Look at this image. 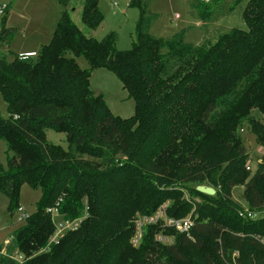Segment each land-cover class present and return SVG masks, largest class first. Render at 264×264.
Wrapping results in <instances>:
<instances>
[{
  "label": "trees",
  "instance_id": "trees-1",
  "mask_svg": "<svg viewBox=\"0 0 264 264\" xmlns=\"http://www.w3.org/2000/svg\"><path fill=\"white\" fill-rule=\"evenodd\" d=\"M141 1L130 0L140 17L127 50L116 49L113 32L100 40L86 36L64 10L35 57L0 51L8 115L0 116V140L10 152L5 166L0 163V192L12 211L23 184L40 190L35 212L14 230L0 264H19L14 254L21 264H196L187 250L204 248V264H264V156L250 175L237 132L245 122L257 126L254 110L264 119V0H236L245 1L246 29L232 28L197 46L182 34L155 38L146 32ZM212 15L204 0L186 7L191 22ZM80 19L88 29L100 26L98 0H84ZM11 33L1 31L0 46ZM80 56L87 68L79 67ZM94 68L118 78L133 100L132 115H113L102 94H92ZM49 129L65 135L66 149L47 141ZM261 133L254 130L264 148V120ZM239 183L244 215L229 198ZM198 185L215 193L202 194ZM184 191L194 195L186 199ZM167 201L173 202L167 217L194 211L189 231L148 224L136 251L130 243L135 212L150 216ZM48 208L57 210V220H80L51 244L55 224ZM160 233L172 242L157 241Z\"/></svg>",
  "mask_w": 264,
  "mask_h": 264
},
{
  "label": "rangeland",
  "instance_id": "rangeland-1",
  "mask_svg": "<svg viewBox=\"0 0 264 264\" xmlns=\"http://www.w3.org/2000/svg\"><path fill=\"white\" fill-rule=\"evenodd\" d=\"M204 1L211 3L213 15L207 18L206 21L201 18H195L196 21L191 22L192 20L188 21L186 16V7L190 0H142L141 3L146 7L145 31L155 38H169L176 34H182L186 43L191 46H197L214 42L218 35L226 33L232 28L246 29L242 17L245 1L239 3H236V0ZM83 2L84 0H0V5L4 4L6 6L5 13L0 15V33L5 28L12 30V35L7 39L8 42L5 43L6 41L4 40L5 42L1 44L0 51L6 54L8 51L15 53V55L26 53L30 50L37 53L41 44H45L50 40L57 21L64 10L70 14L72 20L86 36L100 40L108 33L113 32L115 35L114 44L118 50H127L134 44L135 28L140 17V10L137 5L130 4V0H98V9L103 15V21L96 29H88L80 19ZM192 16L194 18V14ZM68 54L71 55V53ZM76 61L79 67H88V63L83 56L78 57ZM171 70L172 68L170 67L169 71ZM89 85L93 95L102 94L105 104L113 115L123 118L132 115L133 100L129 97L127 91L122 88L121 82L112 72L105 68L92 69L89 76ZM0 116L4 118L8 116L6 103L1 95ZM251 116L256 121L257 126L254 123L245 122L237 129L247 153L246 166L250 175L255 170L256 164L264 156V148L261 147L254 134L256 129L261 133V125L264 119L255 110L251 112ZM45 135L48 142L59 144L66 149L67 142L63 133L49 129ZM129 137L132 138L131 135ZM9 154L10 152L6 151L5 142L0 140V163L3 166H5L6 158ZM85 159H87L86 156ZM126 159V156L117 157L118 161ZM244 190L243 183H239L231 189L229 196L230 200L238 204L243 210L240 213L248 210ZM193 195V192L184 191L183 193V197L186 199ZM39 198V189H32L27 184H23L20 188L17 202V206L22 209V212H18L16 208L10 211L7 197L0 192V254L8 253L10 245L7 246L5 241H10L11 244L14 230L22 226L25 221L22 215H30L35 212ZM170 202L163 203L157 210L161 215L158 220L161 226L163 218L167 216L166 208L173 203L170 204ZM193 212V210H190L187 215L193 214ZM141 213L143 212H135L131 222L134 223L138 220L143 215ZM162 239L167 244L172 242V238L164 235H162ZM141 241L142 237L136 245H132L136 251L141 245ZM208 251L207 248H204L199 253L196 250H187V252L194 254L193 261L196 264H204L202 257ZM244 261L243 259L241 264H244ZM214 264H219L216 259ZM227 264L240 263L232 262Z\"/></svg>",
  "mask_w": 264,
  "mask_h": 264
},
{
  "label": "built area",
  "instance_id": "built-area-1",
  "mask_svg": "<svg viewBox=\"0 0 264 264\" xmlns=\"http://www.w3.org/2000/svg\"><path fill=\"white\" fill-rule=\"evenodd\" d=\"M113 4H115L113 2ZM6 11V6L4 4L0 5V15H3ZM36 53L35 52H26V53H19L18 54V58L21 60H27L31 57H35ZM18 212H22V209L19 207ZM53 218L54 224H55V231L53 233V235L51 236V238L49 239V243H55L57 241V239L59 238V236L61 234H63L65 231L68 230H74L75 228H77L80 220H74V221H69V220H57V216L59 215L57 210L55 208H48L47 209ZM160 213V212H159ZM157 212H155L154 214L150 215V216H141L138 220H136L134 222V232L130 238V242L132 245H136L139 240L142 237V233H143V228L151 223H155L156 221H158L161 218V215ZM240 215H244V213H240ZM27 215L23 214L22 218H25ZM246 216L251 217L253 216V214H251V212H247ZM192 219L190 217V215H187L186 217L183 218H171V217H167L165 216L163 218V222H162V226L165 227H171L173 229H175L178 232H188L190 227L192 226ZM165 236V235H164ZM167 237V236H166ZM155 239L157 241H160L162 243L163 239H162V233L157 234L155 236ZM5 244H8V241H5ZM13 260L17 261L19 264L22 263V257L20 255H9Z\"/></svg>",
  "mask_w": 264,
  "mask_h": 264
},
{
  "label": "water",
  "instance_id": "water-1",
  "mask_svg": "<svg viewBox=\"0 0 264 264\" xmlns=\"http://www.w3.org/2000/svg\"><path fill=\"white\" fill-rule=\"evenodd\" d=\"M196 191L205 194V195H213L215 190L213 187L206 186V185H198L195 187Z\"/></svg>",
  "mask_w": 264,
  "mask_h": 264
},
{
  "label": "crops",
  "instance_id": "crops-1",
  "mask_svg": "<svg viewBox=\"0 0 264 264\" xmlns=\"http://www.w3.org/2000/svg\"><path fill=\"white\" fill-rule=\"evenodd\" d=\"M42 45V44H41ZM29 52H34L33 50H30Z\"/></svg>",
  "mask_w": 264,
  "mask_h": 264
}]
</instances>
